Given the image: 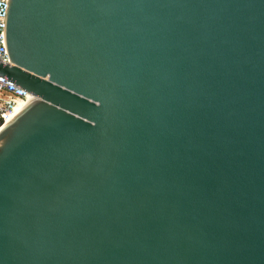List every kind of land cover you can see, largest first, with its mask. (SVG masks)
Masks as SVG:
<instances>
[{
	"label": "water",
	"instance_id": "1",
	"mask_svg": "<svg viewBox=\"0 0 264 264\" xmlns=\"http://www.w3.org/2000/svg\"><path fill=\"white\" fill-rule=\"evenodd\" d=\"M0 264H264V0H7Z\"/></svg>",
	"mask_w": 264,
	"mask_h": 264
},
{
	"label": "built area",
	"instance_id": "2",
	"mask_svg": "<svg viewBox=\"0 0 264 264\" xmlns=\"http://www.w3.org/2000/svg\"><path fill=\"white\" fill-rule=\"evenodd\" d=\"M7 7V0H0V64H9L3 41V22ZM32 95L24 89L0 78V127L5 123L16 106L22 105Z\"/></svg>",
	"mask_w": 264,
	"mask_h": 264
},
{
	"label": "bare ground",
	"instance_id": "3",
	"mask_svg": "<svg viewBox=\"0 0 264 264\" xmlns=\"http://www.w3.org/2000/svg\"><path fill=\"white\" fill-rule=\"evenodd\" d=\"M20 106H21V105H18V106L15 107L14 111H13L10 115L7 116L6 121L9 119V117H10V116H11V115H12V114H13V113H14V112H15ZM6 121H5V122H6Z\"/></svg>",
	"mask_w": 264,
	"mask_h": 264
}]
</instances>
